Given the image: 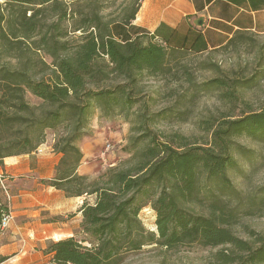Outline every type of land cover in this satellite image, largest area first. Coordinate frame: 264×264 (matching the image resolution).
Returning <instances> with one entry per match:
<instances>
[{"label": "trees", "instance_id": "trees-1", "mask_svg": "<svg viewBox=\"0 0 264 264\" xmlns=\"http://www.w3.org/2000/svg\"><path fill=\"white\" fill-rule=\"evenodd\" d=\"M2 1L0 164L6 156L35 150L50 130L61 158L54 177L42 182L66 196L84 197L79 236L47 242L44 252L51 254V263L121 264L146 245L197 244L216 248L211 264H264V234L248 225V238L234 231L243 213L264 216V184L244 195L227 173L239 168L238 155L251 153L237 138L264 146V104L253 109L243 100L240 114L205 120L209 136L192 141L176 131L162 138L149 126L179 111L144 108L122 148L127 157L96 176L78 174L83 157L78 142L87 135L92 110L128 114L138 103L139 76H165L191 51L166 46L156 34L139 33L131 25L142 0H125L119 15L109 19L102 12L105 0ZM249 33L235 31L222 47L248 45ZM253 81L215 78L203 85L220 89L232 106L241 100L237 90ZM27 93L40 103L31 104ZM146 206L155 211V230L139 218ZM6 208L0 202V221ZM5 259L0 256V263Z\"/></svg>", "mask_w": 264, "mask_h": 264}, {"label": "rangeland", "instance_id": "rangeland-1", "mask_svg": "<svg viewBox=\"0 0 264 264\" xmlns=\"http://www.w3.org/2000/svg\"><path fill=\"white\" fill-rule=\"evenodd\" d=\"M125 0H105L103 14L106 18H116L124 6ZM3 5V1L0 0ZM79 35L70 33V36ZM253 41L248 45L210 48L203 52H186L174 62L171 73L165 76H150L146 73L139 76L137 82V99L135 107L128 114L104 115L97 106L92 110L87 136L94 144V154L89 159L96 175L108 166H114L119 160L127 157L122 151L131 135V128L136 125V113L147 108L148 113L170 109L179 111V115L158 123L150 124V128L158 134L179 132L190 140H205L209 136L203 129L205 120L222 117L224 113L232 112L237 116L248 102L253 109L264 104V35L250 32ZM40 55L43 57V53ZM47 61L49 57L45 56ZM254 77V83L248 88L237 90L239 98L236 105L230 106L220 95V89L205 87L203 83L215 78H222L231 83L234 79ZM31 104L37 105L39 99L27 93ZM145 102V103H144ZM117 109L115 108V111ZM54 141V134L47 130L45 141ZM250 149L246 155H238V169L228 170V175L235 186L244 195L258 192L264 184V146L248 137L236 139ZM44 141V142H45ZM43 142V143H44ZM53 144V143H52ZM252 155V156H251ZM93 199V196H86ZM0 202L5 203L0 196ZM155 211L146 206L139 212V218L148 230H155ZM248 225L264 234V216L258 213L242 214L238 224L234 226L235 233L248 238L244 231ZM216 248L202 247L197 244H183L173 249H165L156 245H146L140 250L127 254L121 264H211V255Z\"/></svg>", "mask_w": 264, "mask_h": 264}, {"label": "crops", "instance_id": "crops-1", "mask_svg": "<svg viewBox=\"0 0 264 264\" xmlns=\"http://www.w3.org/2000/svg\"><path fill=\"white\" fill-rule=\"evenodd\" d=\"M131 25L166 46L203 52L224 45L238 30L264 35V0H142ZM88 136L78 142L83 157L77 173L93 177L89 159L95 150ZM52 143L50 138L30 153L2 159L0 196L11 219L0 232V256L6 257L0 264H52L47 242L80 234L84 197L42 182L54 177L61 158Z\"/></svg>", "mask_w": 264, "mask_h": 264}, {"label": "built area", "instance_id": "built-area-1", "mask_svg": "<svg viewBox=\"0 0 264 264\" xmlns=\"http://www.w3.org/2000/svg\"><path fill=\"white\" fill-rule=\"evenodd\" d=\"M11 219V213L8 210V207L6 210H3L1 212V221H0V229L3 230L7 227L9 221Z\"/></svg>", "mask_w": 264, "mask_h": 264}]
</instances>
